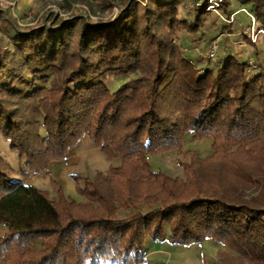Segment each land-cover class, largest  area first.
Wrapping results in <instances>:
<instances>
[{
  "label": "trees",
  "instance_id": "1",
  "mask_svg": "<svg viewBox=\"0 0 264 264\" xmlns=\"http://www.w3.org/2000/svg\"><path fill=\"white\" fill-rule=\"evenodd\" d=\"M135 1L113 23L77 17L17 35L18 57L8 69L0 62V138L20 166L0 161V264H142L147 239L211 243L264 264V62L226 52L197 68L162 33L198 32L204 8L186 21L181 0ZM239 2L264 32V0ZM190 135L210 140L211 155L184 154L183 178L151 170L149 156L182 149ZM84 139L118 162L71 176L85 202L27 184ZM206 170L215 183L204 190Z\"/></svg>",
  "mask_w": 264,
  "mask_h": 264
},
{
  "label": "rangeland",
  "instance_id": "2",
  "mask_svg": "<svg viewBox=\"0 0 264 264\" xmlns=\"http://www.w3.org/2000/svg\"><path fill=\"white\" fill-rule=\"evenodd\" d=\"M85 1L0 0V62L8 69L15 57H18L14 55V42L17 35L23 37L32 29L44 26L55 29V25L58 23L77 17H82L91 24L113 23L121 18L127 3V0L110 1L109 8L102 1L87 0L88 3H84ZM181 1L182 4L177 7L180 19L190 21L192 11L195 8H204L207 15L201 21V29L198 32L192 33L188 32L186 28L177 27L163 31L162 34H165L168 42L175 47L173 52L175 56L188 57L197 68L214 67L218 62H221L226 52H230L236 60H247L251 64H253L251 57L255 55L260 62H264V32L258 30L255 19L239 0ZM214 1L217 2V5L213 7L215 9L209 8V5ZM136 3L140 7L150 5L148 0L135 1ZM221 24L226 25L225 29L220 28ZM213 44H216L217 60L215 63L209 57ZM122 82L121 79L110 80L108 86L110 90H114ZM192 139L193 136H188L184 147L180 150H172L158 156H149L148 163L151 170L163 172L172 178H183L184 171L180 164L187 162V159H184V154L196 153L199 158L205 159L212 153L210 140ZM92 150L86 155L82 163L84 170L76 169V171L81 172V175L94 178L96 173H103L111 165L118 164V162L106 160L100 151ZM0 161L8 163L13 168L14 173L18 172L20 168L18 157L10 152L8 144L1 138ZM210 172L211 170H206L200 179L204 190L210 189L215 183L209 175ZM225 174L224 170H221L218 178L222 185L228 187L231 178L228 176L226 178ZM42 176L32 181L29 179L32 176L28 179L31 184L40 190L47 191L54 198L56 195L55 186L49 183L47 175ZM59 186L63 191L67 190L65 183L60 182ZM74 198L77 202H85L77 195ZM144 249L154 251L151 258L152 264H172V262L174 264V261L185 264H231L232 261H236L234 264H242L238 263L236 257L230 255L226 248L211 243L179 247L172 246L167 240L158 242L147 239ZM160 249L162 252L158 253L156 250ZM166 250L168 252H165ZM243 264L250 263L244 262Z\"/></svg>",
  "mask_w": 264,
  "mask_h": 264
},
{
  "label": "crops",
  "instance_id": "3",
  "mask_svg": "<svg viewBox=\"0 0 264 264\" xmlns=\"http://www.w3.org/2000/svg\"><path fill=\"white\" fill-rule=\"evenodd\" d=\"M92 149H96V150L100 151L99 149L94 148L88 140L84 139L65 157L64 160L53 161V162L49 163L45 173H42V174H39L36 176H32L29 179H31V181H32L35 178L37 179V178L43 177L42 175H47L49 177V183L52 186H54L53 185V183H54L56 190L60 189V190H62L63 194L66 197L76 200L74 198L77 195L76 184L73 181V179L71 178V176L76 175L79 177H88V176L81 175L80 174L81 172L76 171V169L77 168L82 169V163L84 162L86 155L88 153H90L91 151H93ZM82 170H84V169H82ZM108 170H109V168H107L105 172H107ZM105 172H103L102 174H105ZM96 174H98V173H96ZM88 178H91V177H88ZM29 179L27 180V184L33 185L30 183ZM60 182H63L66 184V186H67L66 191H63V189L59 186ZM33 186L36 187L35 185H33ZM5 232H6V229L3 228L2 226H0V238L4 235ZM156 251L159 253V252H162V249L156 250ZM165 252H168V251L166 250ZM153 253H154V251H146L145 250V260L146 261L142 264H152L153 261L151 258H152ZM172 264H173V262H172ZM174 264H185V263L174 261Z\"/></svg>",
  "mask_w": 264,
  "mask_h": 264
},
{
  "label": "built area",
  "instance_id": "4",
  "mask_svg": "<svg viewBox=\"0 0 264 264\" xmlns=\"http://www.w3.org/2000/svg\"><path fill=\"white\" fill-rule=\"evenodd\" d=\"M215 1H216V0H215ZM215 1L209 5V8H211V9H215V8H213L214 6L217 5V2H215ZM209 57H210V60H211L213 63H215V61L217 60V55H216V44H213V46H212V48H211V50H210V52H209Z\"/></svg>",
  "mask_w": 264,
  "mask_h": 264
}]
</instances>
